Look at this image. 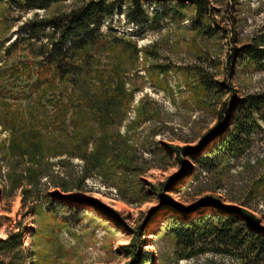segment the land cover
<instances>
[{"label": "rangeland", "instance_id": "obj_1", "mask_svg": "<svg viewBox=\"0 0 264 264\" xmlns=\"http://www.w3.org/2000/svg\"><path fill=\"white\" fill-rule=\"evenodd\" d=\"M75 3L25 13L0 3V65L10 67L37 52L25 41L7 51L9 42L1 46L23 35L26 19ZM209 3L213 11L200 20L189 2L178 7L181 17L162 4H149V15L159 11L162 18L141 26L115 12L112 26L104 23L101 30L130 38L138 53L127 59L132 53L123 55L120 41L93 56L91 65L109 71L110 84L91 80L94 89L86 77L82 86L61 83L44 98L30 92L17 97L28 80L10 78L7 97L0 98V238L20 231L23 246L20 254L0 256L5 264H241L213 251L182 258V245L165 230L170 220L209 218L218 201L249 210L264 227V122L240 153L219 155L208 167L194 154L216 146L214 131L226 122L229 103L264 92V60L250 61L244 54L254 42L264 47V0ZM203 25L216 33H205ZM204 77L216 87L206 88ZM122 81L124 94L112 107L120 108L119 114L94 134V140L110 136L106 162L85 175L80 156L85 148L70 121L74 110L64 123L35 117L54 116L87 88L118 94L114 90ZM63 96L67 101L61 103ZM88 125L98 126L93 120ZM85 129L79 130L81 137ZM24 132L47 138L40 160L10 152L11 134ZM93 148L92 141L87 152ZM146 251L153 262L142 261Z\"/></svg>", "mask_w": 264, "mask_h": 264}, {"label": "trees", "instance_id": "obj_2", "mask_svg": "<svg viewBox=\"0 0 264 264\" xmlns=\"http://www.w3.org/2000/svg\"><path fill=\"white\" fill-rule=\"evenodd\" d=\"M64 1L68 0H0V3L19 13H25L37 9L47 11L53 5ZM72 1L76 3L66 11L55 12L42 18H38L36 13L21 25L23 35H17L12 40L8 38L1 43V46H4L5 42H9L8 47L5 48L7 51L19 41H25L31 49L35 47L37 52L24 59L18 58L10 67L0 65V98L7 97L4 88L8 87L7 83L11 81V77L28 80V88L21 87L17 97H27L30 92L44 98L49 91L58 89L61 83H71L73 87L78 84L82 86L83 80L89 77L90 81L101 79V82H105L103 80L107 79L106 81L110 84L112 76L109 75V71L91 65L93 56L107 52L113 44L120 41L125 46L122 54L132 53L127 59L137 58L138 53L136 43L130 38L119 37L114 32L101 30L104 23L112 26L111 20L115 12L123 14L127 23L141 26L146 25L149 18L153 21L162 18L159 11L149 15L147 8L149 4H162L165 10H170L175 16L181 17L178 7L189 2L195 7L197 20L213 11L209 0ZM168 5L170 8L167 7ZM201 27L205 33L210 35L216 33L211 25ZM261 45L257 42L247 45L244 49L246 58L255 62L264 60V47ZM92 83L94 89L98 88L94 82ZM202 83L209 89L217 85L214 80L207 77L202 78ZM94 89H84V94L79 93L78 101H70L66 104V108L56 110L54 116L35 117L38 122H46L49 119V121L64 123L69 109L74 110V116L70 121L74 127L76 139L79 142L82 141L85 148V153L80 155L85 162V175H88L90 169L103 168L106 162L103 155L109 149L107 147L109 135L102 134V137L94 140V134L97 128L101 129V132L106 130L107 120L119 114L120 108L112 107L116 97L124 94V82H120L115 88L114 91L117 90L118 94L93 91ZM66 101V97L63 96L61 103ZM229 104L225 112L226 122L220 124L214 131L216 146L201 153L198 149L194 153L198 155L199 162L206 167L216 162L219 155L225 156L226 153L235 155L242 152L248 145L249 137L256 128H259L260 123L264 122V92L249 94L242 99L236 98ZM44 111L47 112L45 108ZM91 120L98 126H89L88 123ZM1 123L4 125L3 122ZM84 128H86L85 134L81 137L79 130ZM32 133L35 132L11 134L8 148L12 155L29 153L31 159L36 160L44 156V142L47 138L43 135L40 138L39 135ZM37 136L39 137L36 138ZM92 141L94 148L88 153L87 147ZM205 142L206 139L203 140V145ZM28 148L31 149L28 151ZM177 149L181 151V148ZM124 162L128 163L130 160L126 159ZM215 208L217 212H211L209 218L203 215L182 221L170 220L172 225L169 224L165 230L174 236L178 244L182 245L181 257L190 258L200 253L213 251L234 256L241 264H264V227L260 219L245 208L225 206L219 201L216 202ZM22 246V232L11 231L7 237L0 238V256L20 254ZM142 255L143 262L154 261V255L151 252L146 251ZM0 264H5V261L0 259Z\"/></svg>", "mask_w": 264, "mask_h": 264}]
</instances>
